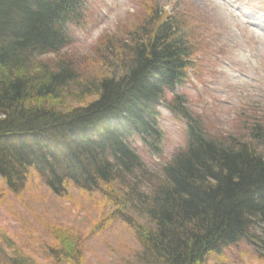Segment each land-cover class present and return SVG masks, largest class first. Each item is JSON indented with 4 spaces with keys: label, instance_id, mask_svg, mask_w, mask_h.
Listing matches in <instances>:
<instances>
[{
    "label": "trees",
    "instance_id": "obj_1",
    "mask_svg": "<svg viewBox=\"0 0 264 264\" xmlns=\"http://www.w3.org/2000/svg\"><path fill=\"white\" fill-rule=\"evenodd\" d=\"M80 2L0 0L5 188L17 195L32 174L57 195L69 183L84 191L119 183L129 208L116 214L129 221L125 216L133 210L142 218L128 223L141 264H204L238 241L264 258V123H254L247 140L206 132L178 93L188 78L192 44L180 20L160 8L124 28L122 37L106 35L95 48L99 76H79L59 53L71 41L68 25L79 20ZM34 61L44 67L30 69ZM72 97L69 105L64 98ZM160 103L182 116L187 129L185 146L156 174L136 142L160 151ZM64 250L61 255L71 252ZM7 253L14 264H35L15 249ZM66 260L78 264L73 255Z\"/></svg>",
    "mask_w": 264,
    "mask_h": 264
},
{
    "label": "rangeland",
    "instance_id": "obj_2",
    "mask_svg": "<svg viewBox=\"0 0 264 264\" xmlns=\"http://www.w3.org/2000/svg\"><path fill=\"white\" fill-rule=\"evenodd\" d=\"M80 3L79 20L68 25L71 41L59 53L73 61L79 76H99L95 48L101 47L106 35L122 37L124 28L142 21L150 9L160 8L164 16L171 14L180 20L192 44L188 78L178 93L185 96L189 113L202 121L206 132L218 139L235 136L247 140L252 125L264 123V0ZM52 56L45 57L46 68L49 60L53 62ZM40 67L44 61H34L30 69ZM76 98L64 100L72 105ZM158 112L160 151L148 152L140 140L136 142L145 166L156 174L185 146L187 129L185 119L163 103ZM25 179L16 195L8 192L0 178V264H14L7 253L14 249L35 264H74L66 260L71 255L78 264H141V247L128 223H141L142 218L130 209L125 216L129 221L116 214L123 205L129 208L125 206L126 189L119 183L101 184L90 191L69 183L64 194L57 195L34 174ZM67 237L71 240L64 239ZM64 249L71 252L61 255ZM221 254V258L210 257L204 264H264V258L243 241Z\"/></svg>",
    "mask_w": 264,
    "mask_h": 264
}]
</instances>
